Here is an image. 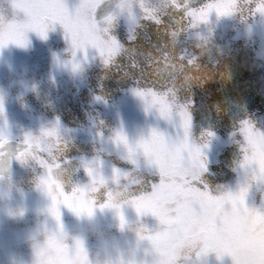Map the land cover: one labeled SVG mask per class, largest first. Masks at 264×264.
Segmentation results:
<instances>
[{"label": "rangeland", "instance_id": "rangeland-1", "mask_svg": "<svg viewBox=\"0 0 264 264\" xmlns=\"http://www.w3.org/2000/svg\"><path fill=\"white\" fill-rule=\"evenodd\" d=\"M66 2L69 10L74 11L80 0ZM146 2L162 23L141 19L138 6L134 8L136 24H132L126 14L122 15L117 26L109 29V34L119 39L124 51L108 66L95 49H89L88 59L82 63L80 72L73 73L65 67L72 58L71 42L65 38L59 24L49 31L46 40L29 32L31 44L26 49L14 45L5 48L0 54V101L4 107L0 133L8 136L10 141L23 143L27 134L39 136L42 129L59 122L66 149L63 152V146L57 147L53 141L45 143L51 146L53 156L67 161L55 174L63 176L68 193L76 183L90 182L82 162L97 157L103 161L106 177L112 176L113 168H119L131 173L132 180L146 181L155 170L148 168L143 160L139 169L128 163L124 159V149L117 148L112 138L122 131L134 144L141 138L147 139L153 129L174 140L177 134L183 138L178 117L169 123L160 118L156 109H147L145 101L134 94L138 81L156 80L164 84L156 91L171 89L177 103L187 106L192 117L191 140L195 144L203 147L208 143L205 134H214L209 147L204 149L208 169L204 175L208 176L202 177L211 194L219 196L226 190L236 191L244 180L240 168L244 156L241 125L250 121L264 131V16L254 11L259 0H253L247 15L219 20L213 17L209 26L198 29H189L184 20L186 11L199 9L210 0H193L189 5L186 0H179L187 8L174 7L170 0ZM116 11L117 7L112 13ZM0 14L8 21L14 18L10 0H0ZM18 18L23 20L25 17L21 13ZM174 18L186 23L184 29L176 25ZM100 26L102 29L107 27L102 23ZM173 32L178 33L175 39ZM184 32L187 38L184 36L186 39L180 40ZM130 37L132 41H129ZM217 38L222 39L219 44ZM190 41L195 44L191 45ZM222 42L228 43V47L220 48ZM199 54L202 61L198 59ZM181 55H195L199 68L181 70L177 60ZM166 56L171 58L167 65L163 59ZM78 59L83 61L82 54H78ZM188 69L195 71L196 81L207 87L202 91L195 89L196 81H192L193 75ZM97 97L101 99L97 100ZM171 99L173 97L169 96ZM209 105L213 110L208 111ZM12 165L10 177L0 175V264H36L39 247L44 249L46 262L52 260L58 264L54 257L45 254V249L67 252L72 241L67 239V251L48 244L47 234L57 230V223L48 214L51 200L39 184L45 169L32 159L24 164L14 159ZM70 178L72 183L67 182ZM126 186L127 181L122 180L118 190L123 191ZM137 187L130 186L133 195L128 198L150 194L152 190L145 187L138 191ZM109 188L117 190L111 183ZM124 199L121 198L122 202ZM105 200L106 196L99 202ZM180 206L181 198L176 196L164 210L170 214ZM248 206L264 211V186L252 189ZM61 213L63 229L69 236L84 231L92 218L77 216L67 208H61ZM123 213L128 222L124 229H121L114 210L97 209L94 215L99 219L102 235L113 242L116 252L113 264H121V241L130 246L134 238L138 240L140 223L149 228L158 227L154 217H138L131 205L125 204ZM245 227H251L255 235L252 240H241V245L264 248V222L249 225L243 219L234 221L224 227L223 234L229 238L237 237ZM98 244L89 234V251H95ZM137 247L142 248L143 259L150 264L152 255L146 244L137 243ZM205 264L234 262L230 255L217 259L215 253H210Z\"/></svg>", "mask_w": 264, "mask_h": 264}, {"label": "snow or ice", "instance_id": "snow-or-ice-1", "mask_svg": "<svg viewBox=\"0 0 264 264\" xmlns=\"http://www.w3.org/2000/svg\"><path fill=\"white\" fill-rule=\"evenodd\" d=\"M10 2L14 18L8 21L0 14V54L10 45L28 48L31 44L29 32H34L46 40L49 31L59 24L64 29L65 38L71 42L72 58L64 66L70 68L73 73L82 70V63L87 61L89 49H95L106 66L124 51L123 44L116 36L109 34V29L115 28L119 18L125 14L132 24H136L138 21L135 7L138 6L142 13L141 19L156 24L162 23L146 0H120L117 11L104 15L99 23L98 13L106 0H80L74 11L69 10L66 0ZM170 2L174 7H183L179 0ZM252 3L253 0H210L199 9L186 11L184 20L189 29H198L209 26L213 17L219 20L247 15ZM254 11L264 16V0H259ZM21 13L25 17L23 20L18 18ZM101 23L107 27L102 29ZM177 35V32L172 33L174 39ZM132 39L130 37L129 41ZM78 54H82L83 61L78 59ZM163 59L166 65L171 63L170 57ZM177 60L181 70L199 68L195 55H181ZM160 87H164V84L156 80L142 79L137 82V88L133 91L145 101L147 109H156L160 118L173 123L174 118L178 117L183 138L177 134L174 140L158 129H153L147 139L141 138L134 144L129 142L122 131H118L112 138L117 148L124 149V159L128 163L139 169L143 160L148 168L155 170L152 177L143 182L132 180L131 173L122 172L119 168H113L112 176L106 177L103 173V161L97 157L82 162L90 182L84 185L76 183L68 193L65 191L63 176L55 174L67 161L53 156L51 146L45 143L53 141L57 147L62 145L64 152L66 142L59 122L51 128L42 129L39 136L27 134L22 148L15 153L9 147V137L0 133V153L9 155V167L13 159L21 164L32 159L45 169L39 184L51 200L48 214L57 223V230L47 234L48 244L67 251L68 237L63 229L61 208H67L77 216L89 218L95 215L97 209L114 210L121 229H124L128 222L123 207L128 204L135 209L138 217L150 215L158 221L156 228H149L144 223H140L137 228L138 241L146 244L148 252L152 255L150 264H205L210 253H215L217 259H221L225 254L230 255L234 264H264V248L246 247L240 243L241 240L249 241L254 238L255 233L251 227L243 228L237 237L229 238L223 234L224 227L234 221L243 219L249 225L264 222V211L248 206L252 189L264 186V131L259 130L250 121L242 123L240 135L244 140V156L240 168L244 172V180L236 191L226 190L219 196H213L202 177L208 171L204 149L209 147L214 134H205L208 143L203 147L195 144L191 140L192 117L187 106L177 103L175 92L171 89L156 91ZM169 96L173 99L169 100ZM100 99L97 97V100ZM3 113L4 107L0 101V116ZM2 163L0 160V164ZM122 180L127 181L128 186L120 191L118 189ZM67 182L72 183L71 178ZM110 183L115 185L117 190L110 189ZM132 185H137L138 191H143L145 187L152 190L150 194L128 198L133 195L129 191ZM104 196L105 202L100 203V198ZM176 196L181 198V206L166 214L164 209ZM122 197L125 198L123 202ZM78 246L85 255V264H90L80 242ZM36 258V264H54L52 260L45 261L44 249L41 247L36 252ZM144 264L149 262L145 261Z\"/></svg>", "mask_w": 264, "mask_h": 264}, {"label": "clouds", "instance_id": "clouds-1", "mask_svg": "<svg viewBox=\"0 0 264 264\" xmlns=\"http://www.w3.org/2000/svg\"><path fill=\"white\" fill-rule=\"evenodd\" d=\"M102 231L99 219L93 216L84 231L71 236L67 234L68 238L72 241L70 251L58 253L45 249V254L54 257L58 261V264H85V255L78 246V242H80L86 251L87 262H90V264H113V258L116 256L115 248L113 242L102 235ZM89 234L99 242L97 249L93 252H90L88 248ZM137 243L143 244L136 238L132 240L130 246L123 241L120 242V248L123 252L121 258L123 264H144L145 260L143 259L142 248H138Z\"/></svg>", "mask_w": 264, "mask_h": 264}, {"label": "water", "instance_id": "water-1", "mask_svg": "<svg viewBox=\"0 0 264 264\" xmlns=\"http://www.w3.org/2000/svg\"><path fill=\"white\" fill-rule=\"evenodd\" d=\"M119 2L120 0H106V3L102 6L100 12L98 13L97 21H101L104 15L112 14V12L116 8V6L119 4ZM22 146H23V143L18 142L16 140L10 141V144H9V147L13 153H15L20 148H22ZM9 159H10L9 155L3 154V153L0 154V160L3 161V163L0 164V175H2L3 177H10L13 171L12 163H11V166L9 167V164H8Z\"/></svg>", "mask_w": 264, "mask_h": 264}, {"label": "bare ground", "instance_id": "bare-ground-1", "mask_svg": "<svg viewBox=\"0 0 264 264\" xmlns=\"http://www.w3.org/2000/svg\"><path fill=\"white\" fill-rule=\"evenodd\" d=\"M186 1H187L186 5H189V4H191V1H193V0H186ZM183 8H187V7L184 6ZM174 21H175V23H176L177 26H181V27L184 29L186 23H184L183 20H180V19L174 18ZM184 31H185V30H184ZM184 36L187 38L185 32L182 33V36H181V39H180V40H185L186 38H185ZM217 39H218V41L222 40L221 38H217ZM220 42H221V41H220ZM189 43H190L191 45H192V44H193V45L195 44V43L192 42V41H190ZM198 44H201V43L198 42ZM222 45H223V46H221L220 48H223L225 45H227V47H228V43H226V42H225V45H224V43H223ZM200 48H201V46H200ZM229 48H230V47H229ZM194 49H195V48H194ZM194 49H193V50H194ZM198 49H199V47H198L197 49H195V51H196L197 53H198V51H197ZM226 49H227V48H226ZM228 50H229V49H227V51H228ZM233 50H234V49H233ZM195 51H194V52H195ZM228 52H230V50H229ZM226 54H227V53H226ZM198 59L201 60V61L203 60V58L200 57V54L198 55ZM13 99H14V98H13ZM210 108H211V109H210ZM211 110H213V106H212V105H209L208 111H211ZM204 176H208V175H204Z\"/></svg>", "mask_w": 264, "mask_h": 264}, {"label": "trees", "instance_id": "trees-1", "mask_svg": "<svg viewBox=\"0 0 264 264\" xmlns=\"http://www.w3.org/2000/svg\"><path fill=\"white\" fill-rule=\"evenodd\" d=\"M225 30H226V29L224 28L223 33H225ZM188 70H189L188 73H193V74H195V72H193V70H191V69H188ZM193 74H192V75H193ZM192 81H194V80H192ZM195 81H196V80H195ZM196 82H197V83H196ZM196 82H194V85H195L194 88H195V89H199V90L202 91V90L204 89L203 87H207V86H204L205 84L203 85L202 83L199 84L198 81H196ZM203 83H204V82H203ZM211 92H212V89H211ZM211 92H210V93H211Z\"/></svg>", "mask_w": 264, "mask_h": 264}, {"label": "flooded vegetation", "instance_id": "flooded-vegetation-1", "mask_svg": "<svg viewBox=\"0 0 264 264\" xmlns=\"http://www.w3.org/2000/svg\"><path fill=\"white\" fill-rule=\"evenodd\" d=\"M187 2V1H186Z\"/></svg>", "mask_w": 264, "mask_h": 264}]
</instances>
